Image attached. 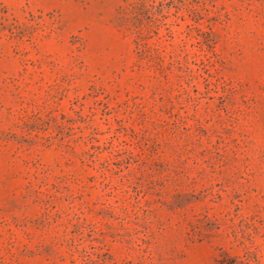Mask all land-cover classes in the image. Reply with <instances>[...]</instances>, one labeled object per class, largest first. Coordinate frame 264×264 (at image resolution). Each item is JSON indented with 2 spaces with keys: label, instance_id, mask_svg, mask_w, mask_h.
<instances>
[{
  "label": "rangeland",
  "instance_id": "rangeland-1",
  "mask_svg": "<svg viewBox=\"0 0 264 264\" xmlns=\"http://www.w3.org/2000/svg\"><path fill=\"white\" fill-rule=\"evenodd\" d=\"M0 264H264V0H0Z\"/></svg>",
  "mask_w": 264,
  "mask_h": 264
}]
</instances>
